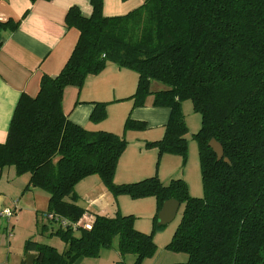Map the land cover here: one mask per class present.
Returning a JSON list of instances; mask_svg holds the SVG:
<instances>
[{"label": "trees", "instance_id": "16d2710c", "mask_svg": "<svg viewBox=\"0 0 264 264\" xmlns=\"http://www.w3.org/2000/svg\"><path fill=\"white\" fill-rule=\"evenodd\" d=\"M90 4L89 16L76 6L66 13V26L75 27L79 37L61 71L42 75L37 94L18 99L0 142V172L12 166L18 175L29 174L24 190L47 192L45 212L71 222L86 212L75 186L90 175H97L113 195L155 197L154 228L163 226L157 223L163 202L176 199L184 208L165 249L186 259L175 264H264V0H143L113 16L103 14V0ZM10 25L17 24L0 21V29ZM107 62L137 72L133 106L144 105L152 95L154 106L170 109L163 137L148 143L159 154L185 160L188 128L182 103L189 101L200 115L193 138L202 197L190 196L179 178L163 183L152 175L116 183L125 137L91 131L67 118L64 89L80 87ZM152 82L164 88L151 91ZM105 114V104L97 103L90 120L98 122ZM124 126L141 128L143 122L127 118ZM212 138L229 163L217 160L208 145ZM50 235L62 240L64 249L30 237L24 252L36 253L32 264H73L79 257L98 256L114 238L122 256H134L132 264H141L157 249L153 231L135 229L133 215L119 212L96 215L90 229L57 225Z\"/></svg>", "mask_w": 264, "mask_h": 264}, {"label": "crops", "instance_id": "0c3cea01", "mask_svg": "<svg viewBox=\"0 0 264 264\" xmlns=\"http://www.w3.org/2000/svg\"><path fill=\"white\" fill-rule=\"evenodd\" d=\"M142 2L143 0H103V14L122 15L137 8ZM72 6L78 7L84 16H89L92 12L90 0H0V21L11 20L17 24L15 28L10 25L0 29V142H4L7 137L10 120L20 96H35L42 75L56 76L69 58L79 37V31L75 27H67L65 24L66 13ZM137 83L136 71L107 62L100 72L89 75L80 87L67 86L63 91L62 108L69 120L91 131L104 130L125 137L127 145L115 167L114 181L124 171H135L134 173H138L136 177L150 173L144 178L154 175L152 171H180L184 161L180 155L159 154L157 147L148 145L149 142L163 137L170 109L154 106L152 95L147 96L144 105L133 106L131 95L135 92ZM150 88L151 91H156L164 86L152 82ZM187 102L182 103L188 128L185 135L186 159L191 154L195 160L191 170L188 167L187 171H200L199 163L195 159L197 143L190 136L199 128L193 132L187 123L185 113L193 111L191 103ZM97 103L105 104L106 114L103 119L94 122L90 120V114ZM127 118L143 122V127L125 128ZM196 122L198 125V119ZM7 171H10L7 176V189L0 188V210L10 206H18L19 210L9 219L0 216V264H25L24 242L30 237L52 245L59 251L63 250L64 242L57 236L50 235L53 228L50 230L44 223L38 233L37 230H32L38 225V211L47 210V192L38 187L24 190L29 174L16 175L12 166L7 167ZM181 171H185L183 166ZM158 177H161L160 174ZM75 191L79 196L78 204L86 209L81 217L82 222L92 223L96 215L113 216L110 214V207L114 205V197L97 175L80 180ZM125 196L118 195V198H126ZM115 199L117 201V197ZM137 200H144L140 204H143L147 216L154 213L152 225L157 212L155 197L148 196ZM113 211L115 215L117 211ZM134 227L141 232L150 233L147 232L149 226L137 219ZM19 229H25L20 238ZM16 236L21 240V245L14 249L12 240ZM167 241H155V254L143 259L141 264H175L185 261V255L165 249L170 240ZM133 261L132 254L122 256L117 250V244H112L109 248H102L98 256L79 257L73 264H132Z\"/></svg>", "mask_w": 264, "mask_h": 264}, {"label": "rangeland", "instance_id": "374dc122", "mask_svg": "<svg viewBox=\"0 0 264 264\" xmlns=\"http://www.w3.org/2000/svg\"><path fill=\"white\" fill-rule=\"evenodd\" d=\"M189 104H190V102H189ZM190 107H191V105H190ZM185 115H186L185 117L187 118V123L190 126L191 130L192 131L197 130L199 128V125L201 122L200 121V115L198 113L193 112L192 110L185 113ZM196 119H198V123H199L198 125H196V123H197ZM190 136L192 139L193 135H190ZM195 143H196V141H195ZM195 159H196L197 163H199V154H198V146L197 145H196V150H195ZM182 160H183V158H182ZM187 160H188V162H187ZM193 162H195V160L192 158V156L190 154L189 159L185 158V160L182 161V163H181V167L183 166L185 168V171H181V167H180V171H159L160 173H158V171H152V174L156 175L157 177L160 174L161 177H158V178H161L160 181L163 183H168L169 181L172 180L171 178H173V179L179 178L186 183L188 193L190 196L202 197L204 194V190H203V184H202V179H201V172L200 171H187L188 167H189V170H191ZM134 172L135 171H124V172L120 173L119 179H117L115 182L118 184H123V182L124 183H131L132 180L135 181V180H138V178L141 179V178H144V176L150 174V173H147L146 175H140L142 177H136V176H138V175H136L138 173H134ZM8 173H10V171H7V167L4 168V171L0 172V188H3V189L6 188L7 189ZM15 173H16V171H15ZM16 175H18V174L16 173ZM133 178H135V179H133ZM110 194H111V192H110ZM111 195L114 197V205H112L110 207L111 216H112V214L114 216L115 211H113V210H116L121 215L131 214L134 217V221L137 219L138 221L146 223L149 226V228L147 229L148 230L147 232L153 231L154 242L155 241L160 242L161 240L163 242H165L166 240H168V241L170 240L172 233L174 232L176 226L178 225V223L180 221L182 211L184 208L183 204H181L178 207V210H177L175 217L170 222H168L166 225H163L159 228H154L153 223L151 225L152 216L154 213H152L151 216H147V214L144 213L145 209H144L143 204H140L144 200H137L138 198H132L128 194H118V195H126L125 196L126 198H118V195H113V194H111ZM116 197H117V201L115 199ZM142 198H144V197H142ZM15 202L17 204V200H15ZM119 203H120V205H119ZM10 207L14 208L12 206H10ZM16 209L19 210V207L17 206ZM38 212H39L38 214L40 215L38 225L32 230H37V233H38L41 230L42 224H44V223L49 227L50 230H52L51 228H53V230H55L57 228V225H58L57 223L51 222V221L46 219V217L44 215L45 211L44 212L38 211ZM20 226H22L21 223H20ZM24 230L25 229H19V231H18V234L20 235L19 238L21 237V233H23ZM19 238L17 239V236H16V238L14 240H12V246L14 247V249H15V247L19 248L21 245V240L19 241ZM116 244H117V238H114L113 246H115Z\"/></svg>", "mask_w": 264, "mask_h": 264}, {"label": "water", "instance_id": "95a60500", "mask_svg": "<svg viewBox=\"0 0 264 264\" xmlns=\"http://www.w3.org/2000/svg\"><path fill=\"white\" fill-rule=\"evenodd\" d=\"M208 145L212 148V150L216 154L217 160L223 158L225 162L229 163V160L226 157H223V147L218 141L212 138L208 142ZM179 206H180V202L176 199L165 200L162 204L161 209L158 211L157 214L158 225H165L166 223L170 222L175 217ZM35 257H36V253H31V252L26 253L24 258V263L32 264Z\"/></svg>", "mask_w": 264, "mask_h": 264}, {"label": "built area", "instance_id": "2783aa9c", "mask_svg": "<svg viewBox=\"0 0 264 264\" xmlns=\"http://www.w3.org/2000/svg\"><path fill=\"white\" fill-rule=\"evenodd\" d=\"M16 208H17L16 206H14V208L5 207V208H3V209L0 210V216L9 219L17 211ZM44 215H45V217H46L47 220L54 221L55 223H57L58 225H60L62 227L70 226L73 229H75V228L90 229L91 228V225H92V223H89V222H82L81 221V218L78 221H76V222H71L68 219H66V218H64L62 216H59L56 213L44 212Z\"/></svg>", "mask_w": 264, "mask_h": 264}]
</instances>
